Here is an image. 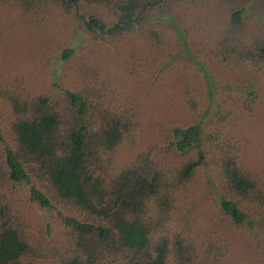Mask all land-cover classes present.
I'll use <instances>...</instances> for the list:
<instances>
[{
    "label": "trees",
    "instance_id": "trees-1",
    "mask_svg": "<svg viewBox=\"0 0 264 264\" xmlns=\"http://www.w3.org/2000/svg\"><path fill=\"white\" fill-rule=\"evenodd\" d=\"M0 1L36 14L50 5L65 13L82 3L103 7L114 17L111 23L77 13L97 40L118 42L139 32L160 55L167 48L165 25L186 42L175 8L186 0ZM221 1L229 13L214 55L262 72L264 36L250 34L246 21L245 5L252 0ZM155 12L165 23L149 21ZM73 54L66 51L64 59ZM75 71L80 87L59 96L22 97L23 88L10 96L9 140L0 126V264H223L229 246L218 244L224 239L186 232L177 218L190 184L207 163L205 143L221 134L207 136L204 124L195 121L140 150L141 122L134 110L113 106L94 66L77 65ZM257 95L246 98V109L253 108ZM214 147L219 204L239 228L250 223L244 205L264 209V179L240 165L241 148L233 140ZM122 148L133 152L125 163ZM21 186L28 187L30 202L62 225L56 237L50 226H33L18 209Z\"/></svg>",
    "mask_w": 264,
    "mask_h": 264
},
{
    "label": "rangeland",
    "instance_id": "rangeland-1",
    "mask_svg": "<svg viewBox=\"0 0 264 264\" xmlns=\"http://www.w3.org/2000/svg\"><path fill=\"white\" fill-rule=\"evenodd\" d=\"M245 6L248 32L264 36V0ZM227 7L221 0L176 3L186 42L165 25L167 48L160 55L139 32L118 42L97 40L77 13L85 18L99 15L111 23L114 17L103 7L82 3L65 13L50 5L36 14L0 1V126L9 140L11 94H21L23 88L22 97L59 96L64 89H77L81 83L75 68L81 64L96 68L114 107L134 110L141 122L140 150L165 142L176 127L202 122L207 136L221 134V139L205 143L207 163L183 197L179 227L196 236L211 233L224 239L218 244L229 246L223 264H264V209L244 205L251 224L238 228L219 204L216 143L236 142L240 165L264 179V70L226 64L213 53L227 23ZM149 21L165 23L156 12ZM70 49L74 54L64 59ZM252 92L258 95L248 110L244 103ZM132 153L122 148L120 161L125 163ZM16 201L33 226H50L53 237L64 230L49 211L30 202L28 187L18 188Z\"/></svg>",
    "mask_w": 264,
    "mask_h": 264
}]
</instances>
